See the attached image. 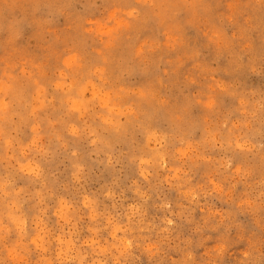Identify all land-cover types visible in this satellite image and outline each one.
I'll return each instance as SVG.
<instances>
[{"label": "clouds", "instance_id": "1", "mask_svg": "<svg viewBox=\"0 0 264 264\" xmlns=\"http://www.w3.org/2000/svg\"><path fill=\"white\" fill-rule=\"evenodd\" d=\"M0 264H264V0H0Z\"/></svg>", "mask_w": 264, "mask_h": 264}]
</instances>
